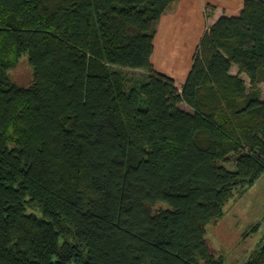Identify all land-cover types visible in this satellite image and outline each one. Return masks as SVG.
<instances>
[{
	"label": "trees",
	"instance_id": "16d2710c",
	"mask_svg": "<svg viewBox=\"0 0 264 264\" xmlns=\"http://www.w3.org/2000/svg\"><path fill=\"white\" fill-rule=\"evenodd\" d=\"M178 1L0 0V264L225 263L208 226L264 173V0L208 27L184 83L151 59Z\"/></svg>",
	"mask_w": 264,
	"mask_h": 264
},
{
	"label": "rangeland",
	"instance_id": "374dc122",
	"mask_svg": "<svg viewBox=\"0 0 264 264\" xmlns=\"http://www.w3.org/2000/svg\"><path fill=\"white\" fill-rule=\"evenodd\" d=\"M133 76V85L147 79L143 70H125ZM28 56L24 54L18 65L10 71L12 80L28 86L32 80ZM142 78V79H141ZM264 99V83L260 85ZM183 108L189 109L187 105ZM264 173L251 186L236 195L225 206V214L215 224L208 226V241L216 254H225L224 264H241L264 239Z\"/></svg>",
	"mask_w": 264,
	"mask_h": 264
},
{
	"label": "crops",
	"instance_id": "0c3cea01",
	"mask_svg": "<svg viewBox=\"0 0 264 264\" xmlns=\"http://www.w3.org/2000/svg\"><path fill=\"white\" fill-rule=\"evenodd\" d=\"M244 2L245 0H180L174 3L158 23L151 58L155 69L184 83L208 26L213 25L226 9H238ZM238 71V66L234 65L232 73L236 74ZM242 76L249 81L245 73Z\"/></svg>",
	"mask_w": 264,
	"mask_h": 264
},
{
	"label": "built area",
	"instance_id": "2783aa9c",
	"mask_svg": "<svg viewBox=\"0 0 264 264\" xmlns=\"http://www.w3.org/2000/svg\"><path fill=\"white\" fill-rule=\"evenodd\" d=\"M209 27V26H208Z\"/></svg>",
	"mask_w": 264,
	"mask_h": 264
}]
</instances>
